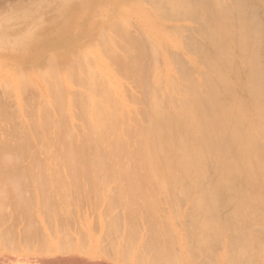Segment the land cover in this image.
Instances as JSON below:
<instances>
[{
	"label": "bare ground",
	"instance_id": "bare-ground-1",
	"mask_svg": "<svg viewBox=\"0 0 264 264\" xmlns=\"http://www.w3.org/2000/svg\"><path fill=\"white\" fill-rule=\"evenodd\" d=\"M144 1L152 6L149 10L161 27L158 34L147 37L152 46L149 62V83H152L146 84L151 89L145 87L147 99H143V104H148H144L146 107L142 106L140 110L136 106L135 110L119 96L123 89L120 79L134 78L138 84L135 87L141 89V93L145 80L149 81L144 79L143 68L146 65L141 64L147 53L142 41L130 35L123 18L128 17L131 3L144 4ZM144 1L95 0L82 16L73 15L71 11L55 16L72 22L56 21L50 25L60 31L57 39L48 41L44 47L46 49L54 44H58V47L53 54L42 50L35 64L43 65L40 76L43 80L47 79L48 93L50 77L57 78L56 94L51 93L55 99L51 108L55 107L58 113L62 111L59 115L57 113L59 119H63L61 114L67 111L66 106L69 111L74 108L78 112L76 117L82 119L85 132H82L79 141L76 139L77 142L76 136L70 137L68 122L69 126L58 119L61 126L56 125L49 118L51 110L45 112L42 126H45V122L47 126L51 125L56 137L65 143L64 147L55 149L57 159L54 162L76 169L72 173L74 177L85 175L95 178L99 175L98 171L113 168L111 175L125 182L116 197L113 196L114 202L131 211L133 202L141 198L143 204L139 209L148 217V214L157 215L158 211L148 203L150 199H146L144 185L134 181L139 170L145 171V184L154 187L151 194L155 198L162 195L170 205L169 225L176 227L178 223L188 232L186 260L171 253L166 255L162 252L161 255V250L156 258L151 255L154 256L153 261L151 257V260L147 259L150 261L148 264H154L155 260L158 264V259L162 257L167 259L164 258L165 262L162 260L160 264H202L194 259L192 253L201 249L199 245L204 248L211 239H215L213 241L216 243L220 237H226L229 230L234 231L239 239H226L228 252L223 257L224 264H247L260 252L262 245L258 237L252 235V238L248 233L244 210L248 211L250 217L261 215L256 218L264 222V19L258 23L254 18L249 21L256 6L247 0H236V6L233 3L235 0H230L234 7L232 10L227 7L230 4L228 0L226 4L221 1V6L212 0L215 4L211 8H207L206 1L201 0L199 4L202 6L197 5L201 8L207 6V10L202 8L199 13L196 12L204 19L202 22L200 19L198 35L204 37L207 46L201 42L198 47H193L191 43L197 38L193 37L190 42L188 36H182V32L188 30V11L189 14L193 13L188 10V0ZM134 9L144 15L146 8L139 5ZM199 16L195 17L199 19ZM252 23H255L254 26ZM94 36L99 39L98 50L94 49ZM7 38L4 42L5 38L1 36L0 45L15 44L20 50L29 46V43H23L26 35L20 31ZM161 39L164 41L161 42ZM188 42L194 49H188ZM173 47L180 48L184 54L197 51L194 53L197 54L196 65L207 70L205 74L200 71V75H203L201 81L188 76L179 58L175 62L179 65L177 71L173 69L174 60L167 53ZM31 54L32 50H29L27 55ZM54 57L56 60L52 62ZM74 85L87 90V94L72 91ZM124 92L127 94V91ZM136 97L133 102L138 105L142 97ZM74 110L73 113H76ZM65 116L68 118L67 114ZM59 126L66 127L63 128L67 132H64V136ZM130 146L132 149L129 150L127 147ZM6 158L10 159L8 156ZM101 196H96L98 204H101ZM181 201L188 205L183 220L180 217L184 211ZM111 206L108 204L106 207ZM225 210L227 214L221 218L220 212ZM253 241L256 242L255 246ZM69 242H56L58 245L48 249L45 246L47 250L42 248L43 251L39 253H74L90 257L106 254L103 249L89 248L81 241L76 244ZM113 249L115 253H110L114 261L136 264L135 260L129 263L125 258L123 260L125 254L121 245Z\"/></svg>",
	"mask_w": 264,
	"mask_h": 264
},
{
	"label": "rangeland",
	"instance_id": "rangeland-1",
	"mask_svg": "<svg viewBox=\"0 0 264 264\" xmlns=\"http://www.w3.org/2000/svg\"><path fill=\"white\" fill-rule=\"evenodd\" d=\"M42 1L44 0H0V37L3 36L5 38L3 41L5 42L9 39L7 38L8 36L12 37L20 31L26 35L23 43H29L28 47H23L21 50L15 44L12 46L6 43L0 45V159L2 158L0 160V194L2 195V197L0 195L2 199L0 201V264H124L111 259L113 255L111 253H115L113 247L117 245L122 246L125 254L123 260L125 258L128 263L135 260L134 263L136 264H148L150 261L148 262L147 259L153 254L155 256L151 257L153 261V257L159 256L161 250V255L163 253H166V255L171 253L172 255L174 254L173 256L177 255L179 258L181 257L180 259L186 260L188 250L185 243L188 241V232L184 231L178 223H176V227L169 225L170 205L162 195L155 198L151 194L154 187L153 185L145 184L146 176L143 169L138 171L134 181L144 185L145 188L143 190L148 197L146 199H150L148 203L156 207L155 209L158 211L155 216L148 214L147 217L140 211L139 208L143 204V199L141 198H137L133 202L130 207L131 211H128L127 207H122L123 205L114 202V197H116L118 190L125 186V182L120 177L111 175L113 174V168H104L98 171L99 175L95 178L85 175L74 177L72 173L76 169L58 165L57 161L56 163L54 162L57 159L54 154L56 153L54 152L55 149L64 147L65 143L61 138L56 137V131L52 130L51 125L49 127L45 122V126H42V123L45 121V112H50L51 110V114H49L50 120L56 125H60L59 120L61 119H59L58 115L62 111L58 113V110L55 111V107L51 108L54 106L53 101H55L51 93L56 94L57 78L54 76L50 77L49 81L52 87L48 84L50 86V92L48 93L47 79L43 80L40 76L43 65L42 63L36 65L35 62L40 59L43 51L46 50L48 53L53 54L58 47V44L49 46L46 49L44 47L48 41L57 39L58 31H60L55 29V26L50 25L56 21H64L68 24L72 22L65 19L62 13L64 20L55 16L64 11H71L73 15L82 16L86 8L95 3V0H45L43 7L39 6ZM188 1V10L193 13L189 14L188 11V30L185 29L182 32V36H188V41L190 39L193 41V37L194 39L197 38L198 41L200 40V42H196L197 39L194 43L192 42L193 47H198L201 42V44L207 46V41L204 40V37L202 38L201 35H198L200 34L199 26H201L199 24L204 19H201L203 17H200L196 12H200L202 8L204 10L207 6V8H211L215 3H212V0H205L207 6L203 4L205 8H201L199 6L201 5L199 4L201 0ZM221 1L225 4L227 2V0H216L220 6ZM231 1L233 2L234 0ZM231 1L228 0L230 4L227 6L231 8L230 10L234 8L233 3L237 2L235 0V2L231 3ZM247 1L252 6L253 4L256 6L252 9L249 21L250 18H254V21L257 20V23L260 19L263 20L264 2L262 1L264 0ZM169 2H172V0ZM139 5L146 8L144 9V15H140L139 11L134 9V7ZM131 7L128 17L123 18V21L130 35L142 41L144 45V51H146L147 55L144 53L146 56L143 57L141 64L146 65L145 67L143 66L144 75L146 76L147 73L148 75L144 76V79L149 81L145 80L146 83H144L145 86L142 88L141 94V89L136 88L138 84L134 81V78L133 80L121 78L123 89L119 96L128 106L134 107L135 110L137 109L136 106H138V110H140V107L148 104V102L144 104L143 102L147 99L145 87L150 88L146 84L148 85L151 81L149 65H151L152 52L150 50L152 46L147 37L150 36L152 38L153 33L158 34V29L161 25L154 17L153 12L149 10L152 6L148 2L144 1V4L131 3ZM194 7L196 11L193 9ZM37 9L45 16L36 18V14H33V11ZM230 10L228 11L229 13L231 12ZM195 16L200 18L197 19ZM192 17L193 22L191 20ZM195 21L198 23H195ZM255 23H252V26ZM196 27L198 29H195ZM194 31L198 32L195 33ZM161 40V42L164 41L163 39ZM93 45L95 50L99 49V39L95 36L93 37ZM190 45L188 42V49L193 48ZM29 50H32L31 55H27ZM167 53L174 60L172 67L175 71L179 67L175 63L177 58H179L183 61L184 70L188 71V76L195 79V81H201L203 75H200V71L204 74L207 73L205 67L196 65L197 56L195 55L197 54L194 53H197V51L184 54L180 48L173 47L169 48ZM54 58L52 62H55L56 58ZM134 82L136 83L133 84ZM135 85L137 86L135 87ZM164 85H167V83ZM139 87L141 88V86ZM81 88L74 85L72 91L75 90L78 93L82 91V94H87V90ZM124 91H127V94ZM136 96L139 99L142 97L138 105L133 102L134 98H137ZM52 104L53 106H51ZM65 108V111H67L61 114L64 116L61 117L63 118L61 121H65L66 125L70 124V137L76 136L75 141H79L83 135L82 132H85V127L81 122L82 119L79 116V118L76 117L78 114L76 109L74 110L73 108L74 112L76 111V113H73L72 109L69 111L67 106ZM44 109L47 110L42 111ZM66 114L68 118L65 116ZM54 119L59 124L54 122ZM61 123L66 126L64 122ZM60 126L59 129L63 132H61L62 136H64L66 129L64 130L63 128L67 126L63 128H60ZM42 136L43 138H41ZM58 143H61L59 144L60 146L57 145ZM127 148L130 150L132 146ZM7 156L10 159L6 158ZM8 160L11 161L9 162ZM93 193L97 197L102 195L101 200H99L101 204H98V199ZM185 203L184 201L180 203L184 210L180 215L182 220L183 214L186 213L185 209L188 207L187 203ZM108 204L112 205L111 208H107ZM222 212H220V217L225 218L227 211ZM247 212L244 210L245 219L248 221L249 226L248 233L252 238H254L253 236L258 237L261 240L260 245H262L260 252H258L260 254L257 253L247 264H264V222H260V219L256 218L261 215L250 217ZM175 220L179 221L177 218ZM163 231L166 232L162 233ZM230 238L238 240L239 236L234 231L229 230L226 237H220L219 240H216V243L214 242L215 239H211V242H208L209 244L211 243L210 245L208 244L209 246L205 245L203 248V245H199L201 249H198L199 251L195 249L197 251L192 253L194 259L202 264H224L225 260H223V257L228 252L226 239ZM58 240L61 242L58 243ZM68 241H70V244H72L71 242L76 244L81 241L89 248L92 246L99 247L106 254L102 253L99 256L90 257L74 253L67 255L39 253L40 250L43 251L42 248L46 249L48 246V249L50 246L64 244V242L68 243ZM114 244L116 245L112 247ZM253 245H256L255 241H253ZM167 248L168 250H166ZM108 252L111 253L108 254ZM156 252L158 253L156 254ZM146 256L148 257L146 258ZM128 257L129 259H127ZM164 258L167 259L166 257H162L161 260L158 259V264L162 260L165 262ZM142 259L145 262H142ZM228 260L230 261L229 258ZM154 264H157L156 260Z\"/></svg>",
	"mask_w": 264,
	"mask_h": 264
},
{
	"label": "crops",
	"instance_id": "crops-1",
	"mask_svg": "<svg viewBox=\"0 0 264 264\" xmlns=\"http://www.w3.org/2000/svg\"><path fill=\"white\" fill-rule=\"evenodd\" d=\"M44 1H45V0H44ZM44 1L40 2L39 6L41 5V6L43 7V2H44ZM42 7H40V9H42ZM33 14H36V18L44 17V16H45V14H41V13L39 12V9L33 11Z\"/></svg>",
	"mask_w": 264,
	"mask_h": 264
}]
</instances>
